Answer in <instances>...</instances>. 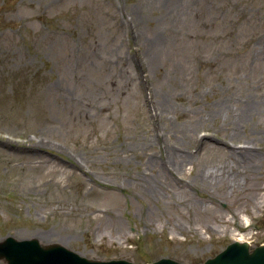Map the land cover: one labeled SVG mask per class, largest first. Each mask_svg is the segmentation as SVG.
I'll return each mask as SVG.
<instances>
[{
  "label": "rangeland",
  "instance_id": "obj_1",
  "mask_svg": "<svg viewBox=\"0 0 264 264\" xmlns=\"http://www.w3.org/2000/svg\"><path fill=\"white\" fill-rule=\"evenodd\" d=\"M162 1L0 0V242L42 231L91 259L198 264L231 241L235 221L251 246L264 243V154L248 160L212 144L264 152L254 133L264 128V63L251 58L264 0H178L177 11ZM135 63L153 102H166L153 120L167 144L157 155H189L175 166L191 184L164 170L149 187L137 178L156 168L133 142L151 156L157 144L146 140L153 124ZM127 68L136 71L129 83ZM223 98L230 115L214 117ZM252 99L258 113L239 122ZM202 130L211 137L196 146ZM26 136V148L2 138ZM37 140L45 146L31 147Z\"/></svg>",
  "mask_w": 264,
  "mask_h": 264
},
{
  "label": "bare ground",
  "instance_id": "obj_2",
  "mask_svg": "<svg viewBox=\"0 0 264 264\" xmlns=\"http://www.w3.org/2000/svg\"><path fill=\"white\" fill-rule=\"evenodd\" d=\"M162 2L164 3V10H168V8H171L172 9L171 11H173V10L177 11L178 9L183 8V6H184V2L178 1V0H165ZM254 43H255V45L253 46V52L251 53V58H254L255 62L258 61V62L264 63V38H262V39L258 38V40H256ZM116 62L123 64L124 60L117 58ZM125 70H126V72L124 75V81L126 83H129L132 81V78L134 76V73H136V71H134L133 68L132 69L127 68ZM164 101L165 100H160V102H161L160 103L158 100L156 102L157 109L159 110V117L162 116L161 107L164 108L165 106H163V105H166V102H164ZM161 104H163V105H161ZM232 105H233V102L229 98H223L222 100H219L216 104V107L212 110L214 112V114H213L214 117H218L222 114H225L226 116L230 115ZM258 105H259V103L257 102L256 99L255 100L252 99V101L244 103L240 107V110L237 112L238 115H235V118L239 119V122L241 120H246V116L253 118L258 113ZM243 124H245V123H243ZM234 129H236V127ZM254 131H255L254 132L255 134H261V133L264 134V128L255 127ZM235 135H237L236 132H233L231 134V136H233V137ZM148 136H149V138L146 137V140H149L150 142H153V140H155V137L153 134L148 135ZM144 137L145 136H143V140H144ZM207 137L209 138V137H211V135L208 134L205 137H202L201 139H194V140H195V142L200 143L199 145L201 146L202 139L207 138ZM158 138L159 139L162 138L161 142L164 143L163 149L166 148L167 144L165 141V131L163 132L161 138L160 137H158ZM230 140H232V139H230ZM3 141H5V143L7 145H10V146L17 145V146L26 148V146L28 145L26 142L18 143L14 140H4L3 139ZM143 143L141 142V139L133 142L136 149H140L142 155L145 156V160L143 162V164L145 165V168L148 171L153 169V168H156V172L154 174H152L151 177H148V178L147 177H140V176L137 177L139 180H141L142 183H146V187H149L148 185H150V181L152 180V178H153L154 182L159 181L160 178H162V177L165 180L167 179V177L162 173V170H164L166 172L177 173L175 164L181 168L183 163H186V162L189 163L190 162L191 157L189 155L180 153L178 151H175L172 148H169V152L167 154V158H168L167 161L170 162V164H167L165 162L158 163L154 157H152L149 153L145 152ZM221 143H223L231 153L242 156L244 159L254 160L258 157L261 159V157H263V154H264L263 151H261L260 149H259L260 151H258L257 148H255V147L243 146V147H240L238 149L234 145L230 146V143L226 139L216 141V142H212L214 147H218L219 144H221ZM35 144H37L40 147L45 146L44 144L39 143V142H35V143L31 142L30 146L33 148H38L35 146ZM156 164H157V166H156ZM170 169H171V171H170ZM141 173H144V170L141 171ZM204 174H205V176L212 178V172L211 171L205 170ZM241 218H242L243 222L248 221L247 215L245 213L242 214ZM27 235H29V236H27ZM15 236H16L15 237L16 239H22L24 237H34L38 240L39 244L42 245V247H46V245L51 243L50 239H49L51 237V234L50 233H42V231L37 232V231H32V230L31 231L22 230V231H17ZM236 239L240 240L241 238L238 237ZM58 242L63 244L62 240H59Z\"/></svg>",
  "mask_w": 264,
  "mask_h": 264
},
{
  "label": "water",
  "instance_id": "obj_3",
  "mask_svg": "<svg viewBox=\"0 0 264 264\" xmlns=\"http://www.w3.org/2000/svg\"><path fill=\"white\" fill-rule=\"evenodd\" d=\"M48 249L50 250L45 254ZM54 251H62L65 254V258L58 262H54L56 260L46 261V255ZM0 257H4L8 264H131L124 260H88L76 255L74 252L59 244H50L45 249L36 240L18 241L12 237H7L0 244ZM150 264L175 263L167 259H161ZM207 264H264V245L250 251L248 250L247 244H232Z\"/></svg>",
  "mask_w": 264,
  "mask_h": 264
}]
</instances>
